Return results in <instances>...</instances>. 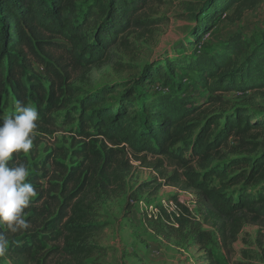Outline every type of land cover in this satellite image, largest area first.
I'll return each mask as SVG.
<instances>
[{
	"label": "trees",
	"instance_id": "obj_1",
	"mask_svg": "<svg viewBox=\"0 0 264 264\" xmlns=\"http://www.w3.org/2000/svg\"><path fill=\"white\" fill-rule=\"evenodd\" d=\"M150 1L92 0L81 11L79 3L87 0H0V98L9 88L16 101L25 104L28 100L35 101L40 116L53 123L51 113L67 107L74 95L68 85L61 92L64 76L56 64L67 74L68 67L84 68L103 60L120 34L129 28L151 24L140 18ZM248 1L206 0L207 12H202L192 32L195 40L191 43L194 48L190 57H166L163 64L160 61L147 65L134 85L118 97L109 100L108 94L113 90L102 88L78 98L74 108L81 128L92 127L104 140L128 149L134 156L142 155V160L151 155L181 166L182 170L174 171L166 182H181L183 189L193 191L199 210L209 218L221 220L217 230L224 241L235 239L246 216L264 218V184L258 192L250 193L247 189L264 176V150L252 157L243 156L244 151L250 154L257 150L259 144L254 138L257 133L252 130L264 131V122L254 118L257 113L248 112V108L243 111L234 105L231 110L211 113L202 106L228 103L218 93L264 91V23L249 34H231L218 48L207 45L200 50L197 46L230 7ZM53 36L63 39L67 46L53 43ZM52 48L65 53V64L62 57L51 61ZM30 57L48 72L47 91L23 81ZM178 71L193 73L194 85L206 91L208 99L195 104L187 98L181 81H175ZM156 82L168 90L152 94L149 87ZM136 87L142 90L136 91ZM65 115L70 121L74 119L68 113ZM230 137L238 138L239 143L233 150L237 156L227 159L221 148ZM194 162L197 167H190ZM103 175L100 168V180L88 188L91 191L100 188V198L109 192ZM120 177L117 171L111 172L114 182ZM28 181L37 191L36 177ZM235 186L234 195L231 189ZM42 198L43 192L37 191L25 210L27 219L36 208H31L32 203ZM62 198V203L57 201L59 209L50 214L53 215L46 219L43 228L37 227L42 233L23 232L26 229L5 232L9 239L5 255L13 264L37 260L34 253L42 247L45 238L49 241L61 238L62 252L77 264H85L83 258L94 253V246L86 243L85 238L101 231L104 224L89 222L90 211L83 197L73 200L74 194L69 193ZM225 221L230 222L229 230L225 229ZM209 238L210 232L201 230L196 243L204 244ZM240 253L245 258L255 256L251 248H242ZM208 260L210 264H221L210 254Z\"/></svg>",
	"mask_w": 264,
	"mask_h": 264
},
{
	"label": "rangeland",
	"instance_id": "obj_2",
	"mask_svg": "<svg viewBox=\"0 0 264 264\" xmlns=\"http://www.w3.org/2000/svg\"><path fill=\"white\" fill-rule=\"evenodd\" d=\"M91 1L80 2V10H85ZM205 1L152 0L140 13V18L151 24L129 28L120 34V39L107 49L103 60L84 68L68 67L67 74L56 64L64 76L61 78V92L65 85L70 86L74 93L72 102L51 113L53 123L39 114L31 151L13 154L9 161L10 166L19 163L29 166L28 179L35 176L37 191L43 192L42 200L32 203L31 208H36L30 219L25 217L29 227L23 232H41L37 227L43 228L46 219L59 209L57 201L62 203V195L70 193L74 194L73 200L84 198L90 211V223L104 224L101 231L85 238V242L95 249L94 253L83 258L85 264H210L209 254L221 264L264 262V218L246 216L235 239L224 241L217 230L221 220L209 218L199 210L197 203H193V191L183 189L181 182H166L174 171L182 170L181 166L157 156L147 155L145 160L141 159L142 155L134 156L128 149L104 140L94 133L92 127L81 128L74 111L78 98L102 88L113 90L108 94L109 100L123 94L134 85L147 65L160 61L163 64L162 59L166 57H190L194 48L191 43L195 40L192 32L202 12H207ZM263 23L264 0H249L244 5L232 6L226 11V16L201 37L197 48L202 50L207 45L218 48L231 34H249L261 28ZM51 38L53 43L67 46L63 39ZM50 53L53 56L51 61L62 57L61 62H67L60 49L52 48ZM28 60L23 81L27 85L42 86L47 91L50 83L48 72L34 58ZM193 77V73L178 71L175 81H181L184 94L196 104L207 100L208 93L194 85ZM140 90L141 87H136V91ZM149 90L152 94L155 91L166 92L168 87L156 82ZM218 94L228 103L222 106L205 103L202 108L220 113L231 110L235 105L243 111L248 108V112L257 113L254 118L264 122V91ZM66 95L64 92L63 96ZM15 102L8 88L0 98V118L14 113ZM27 103L37 108L35 101L28 100ZM66 113L74 119L70 121ZM257 131L252 130L257 133L254 137L259 144L257 150L250 154L244 151L243 156L252 157L264 150V131ZM238 143V138L230 137L221 148L227 159L237 156L233 150ZM216 161L214 163H218ZM104 163L107 165L103 166ZM189 166L197 167L195 162ZM100 168L109 191L101 198L100 188L97 191L88 189L91 183L100 180ZM112 171L122 176L117 182L111 179ZM141 184L144 186L140 187ZM263 184L264 176L247 189L250 193L258 192ZM231 192L235 195L236 186ZM179 199L183 204L177 214L163 206L164 202ZM32 221L34 223L31 224ZM225 223V229L229 230L230 222ZM1 227L4 232H9L6 226ZM201 230H208L210 238L200 245L196 243V235ZM62 246L61 238L57 241L45 238L42 247L34 253L37 260L31 256L30 264H77L62 252ZM242 248H251L255 252L254 258L243 257L240 253ZM0 264L13 263L4 255L0 256Z\"/></svg>",
	"mask_w": 264,
	"mask_h": 264
},
{
	"label": "clouds",
	"instance_id": "obj_3",
	"mask_svg": "<svg viewBox=\"0 0 264 264\" xmlns=\"http://www.w3.org/2000/svg\"><path fill=\"white\" fill-rule=\"evenodd\" d=\"M39 113L31 103L15 102L13 114L0 118V225L15 233L27 229L25 210L37 191L28 181L30 168L25 163L10 166L13 154H28L38 127ZM9 239L0 230V256H4Z\"/></svg>",
	"mask_w": 264,
	"mask_h": 264
},
{
	"label": "built area",
	"instance_id": "obj_4",
	"mask_svg": "<svg viewBox=\"0 0 264 264\" xmlns=\"http://www.w3.org/2000/svg\"><path fill=\"white\" fill-rule=\"evenodd\" d=\"M196 202V199L193 200V203ZM181 204H183V201L182 200H177L176 202L174 201H167V202H164L163 206L165 207V209L168 211V208L170 210H172L173 212H175L177 214V212H179V206H181ZM152 209V207H151ZM156 210V209H154Z\"/></svg>",
	"mask_w": 264,
	"mask_h": 264
}]
</instances>
